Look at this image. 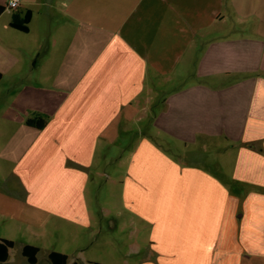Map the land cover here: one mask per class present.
<instances>
[{"label":"crops","instance_id":"crops-1","mask_svg":"<svg viewBox=\"0 0 264 264\" xmlns=\"http://www.w3.org/2000/svg\"><path fill=\"white\" fill-rule=\"evenodd\" d=\"M7 2L0 0V163L10 173L0 214L41 232V244L27 241L22 255L31 245L36 264L40 254L52 264L53 251L77 264L78 250L44 243L74 225L93 230L89 182L132 125L135 146L120 161L128 165L125 205L138 217L166 205L154 230L179 231L133 244L139 264H264V0H22L12 13ZM159 101L160 113L148 110ZM41 116L44 129L28 125ZM205 138L231 145V176L246 183L243 194L163 152ZM14 248L0 264L11 263Z\"/></svg>","mask_w":264,"mask_h":264},{"label":"rangeland","instance_id":"rangeland-1","mask_svg":"<svg viewBox=\"0 0 264 264\" xmlns=\"http://www.w3.org/2000/svg\"><path fill=\"white\" fill-rule=\"evenodd\" d=\"M160 88L161 91L173 89L172 86ZM159 102L154 103L152 107L149 106L148 110L150 111L152 108L151 112L159 111L160 113L163 104ZM149 114L150 112L146 113L147 117ZM147 117L144 118L143 125H148ZM134 129L137 130L135 126L129 125L126 133L121 134L118 144L108 146V150L104 152L108 156L106 166L102 165L100 161L102 159L105 162L104 155L98 153L100 174L93 176V180L90 181L91 183L89 182L87 188L88 203L93 211L90 215L93 230L74 225L75 227L71 230L68 229L67 233L46 239L47 241L44 243L46 250L51 248L78 250L75 257L77 264H91V262L139 264L140 256L134 254L133 244H143L142 248H144V244L152 240L154 232L155 242L161 240V237L177 238L176 234L179 233L177 230H154V223L160 224L165 218L166 205L159 204L160 206L153 207L152 210L148 207L142 209L143 211L138 217L125 205L123 200L120 181L127 175L128 165L120 163V161L122 158L126 162L130 160L131 151L135 146L133 145L136 136L133 133ZM5 136L6 133L0 132V148L4 145ZM163 148H165L163 152L170 156L171 160L179 167L183 165L180 157L184 156L185 161L197 163L203 171L212 176L216 175L215 177L222 183V186L231 190L232 194L236 188L242 189V194L245 192L246 183L244 181L237 182L231 176L235 169V155L231 145H227V142L222 138H205L200 140L198 145H163ZM9 173L8 167L0 163V189L6 188L5 182ZM13 184L15 182L10 179L8 187L12 188ZM244 200L246 199L241 197L239 202L242 203ZM157 202L160 203L158 199ZM185 220L189 219L186 217ZM47 231L50 232V227ZM5 237L15 243L10 264H29L22 255L23 244L27 241L41 244V232L40 237L33 236L31 232L15 224L11 216L0 214V239ZM36 238L39 241H36ZM39 264H50V262L43 254H40Z\"/></svg>","mask_w":264,"mask_h":264},{"label":"trees","instance_id":"trees-1","mask_svg":"<svg viewBox=\"0 0 264 264\" xmlns=\"http://www.w3.org/2000/svg\"><path fill=\"white\" fill-rule=\"evenodd\" d=\"M4 10L3 7H0V13H2ZM27 24V20L24 23ZM15 28H19L22 31H27V27H17L15 25ZM2 79V74H0V81ZM28 125L31 127H35L37 129H44L47 125V120L44 117H36L34 119H30L28 122ZM15 243L11 240H0V262H5L9 259L10 256V250L14 248ZM39 249L35 246L27 245L24 247L23 255L28 259V261L31 264H36L38 259ZM50 261L52 264H67L68 263V256L56 251H53L49 255ZM91 264H100L97 262H91Z\"/></svg>","mask_w":264,"mask_h":264},{"label":"built area","instance_id":"built-area-1","mask_svg":"<svg viewBox=\"0 0 264 264\" xmlns=\"http://www.w3.org/2000/svg\"><path fill=\"white\" fill-rule=\"evenodd\" d=\"M22 4V0H8L6 6H5V11L8 13H12L17 11Z\"/></svg>","mask_w":264,"mask_h":264}]
</instances>
